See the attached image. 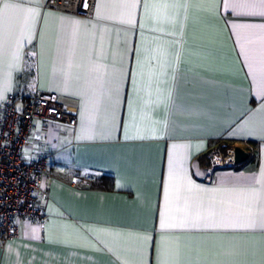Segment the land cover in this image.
Wrapping results in <instances>:
<instances>
[{
  "label": "crops",
  "instance_id": "crops-1",
  "mask_svg": "<svg viewBox=\"0 0 264 264\" xmlns=\"http://www.w3.org/2000/svg\"><path fill=\"white\" fill-rule=\"evenodd\" d=\"M15 2L36 15H0V107L45 89L77 123L34 120L45 216L0 241V264H264V226H247L264 207V0ZM247 141L254 157L203 178L201 155Z\"/></svg>",
  "mask_w": 264,
  "mask_h": 264
},
{
  "label": "built area",
  "instance_id": "built-area-1",
  "mask_svg": "<svg viewBox=\"0 0 264 264\" xmlns=\"http://www.w3.org/2000/svg\"><path fill=\"white\" fill-rule=\"evenodd\" d=\"M48 7L58 10L92 15L97 0H46ZM76 110L59 101L58 94L45 89H36L31 95L19 96L10 93L0 107V241L18 237L20 220H42L44 210L38 201L43 176L49 167V158L42 150H34L31 157L24 149L29 145L33 122L36 118L63 120L71 125L77 123ZM245 147L249 158L255 156L251 142ZM207 173L212 176L216 169L234 167L233 145L216 148L210 153ZM89 185L90 180L79 179Z\"/></svg>",
  "mask_w": 264,
  "mask_h": 264
},
{
  "label": "snow or ice",
  "instance_id": "snow-or-ice-1",
  "mask_svg": "<svg viewBox=\"0 0 264 264\" xmlns=\"http://www.w3.org/2000/svg\"><path fill=\"white\" fill-rule=\"evenodd\" d=\"M0 5H2V9H0V15H3L5 13H7V11L10 8H17L20 11H27L29 12L32 16L36 15V12L32 9H21L19 7V4L15 2V0H0ZM250 6H255V5H250ZM216 213L214 210L209 209V216L207 218H211L212 216H214ZM257 224L264 226V207H262L261 212L259 213V215H250L248 217V227H254ZM164 225L162 224V227Z\"/></svg>",
  "mask_w": 264,
  "mask_h": 264
},
{
  "label": "water",
  "instance_id": "water-1",
  "mask_svg": "<svg viewBox=\"0 0 264 264\" xmlns=\"http://www.w3.org/2000/svg\"><path fill=\"white\" fill-rule=\"evenodd\" d=\"M234 148V158L236 164H241L249 159V151L242 145L236 144L233 145Z\"/></svg>",
  "mask_w": 264,
  "mask_h": 264
},
{
  "label": "trees",
  "instance_id": "trees-1",
  "mask_svg": "<svg viewBox=\"0 0 264 264\" xmlns=\"http://www.w3.org/2000/svg\"><path fill=\"white\" fill-rule=\"evenodd\" d=\"M229 146H226L224 148H228ZM200 161L205 164V165H208L209 162H210V159L208 158L207 155H201L200 157ZM100 179H101V185H104V186H107V187H111L113 186V176L112 175H109V174H102L100 176ZM92 183V182H91Z\"/></svg>",
  "mask_w": 264,
  "mask_h": 264
},
{
  "label": "rangeland",
  "instance_id": "rangeland-1",
  "mask_svg": "<svg viewBox=\"0 0 264 264\" xmlns=\"http://www.w3.org/2000/svg\"><path fill=\"white\" fill-rule=\"evenodd\" d=\"M243 146V145H242ZM216 148H221V146L220 145H218ZM215 148V149H216ZM214 150V149H213ZM211 153V152H210ZM209 159H211V156L209 155V157H208ZM210 163V162H209ZM209 165V164H208ZM208 165H207V167H208Z\"/></svg>",
  "mask_w": 264,
  "mask_h": 264
}]
</instances>
